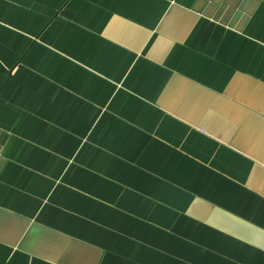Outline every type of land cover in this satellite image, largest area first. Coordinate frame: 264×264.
I'll return each instance as SVG.
<instances>
[{"label": "crops", "instance_id": "1", "mask_svg": "<svg viewBox=\"0 0 264 264\" xmlns=\"http://www.w3.org/2000/svg\"><path fill=\"white\" fill-rule=\"evenodd\" d=\"M0 264H264V0H0Z\"/></svg>", "mask_w": 264, "mask_h": 264}]
</instances>
